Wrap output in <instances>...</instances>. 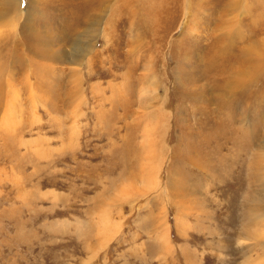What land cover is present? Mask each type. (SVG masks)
<instances>
[{
	"label": "rangeland",
	"instance_id": "obj_1",
	"mask_svg": "<svg viewBox=\"0 0 264 264\" xmlns=\"http://www.w3.org/2000/svg\"><path fill=\"white\" fill-rule=\"evenodd\" d=\"M0 264H264V0H0Z\"/></svg>",
	"mask_w": 264,
	"mask_h": 264
},
{
	"label": "bare ground",
	"instance_id": "obj_2",
	"mask_svg": "<svg viewBox=\"0 0 264 264\" xmlns=\"http://www.w3.org/2000/svg\"><path fill=\"white\" fill-rule=\"evenodd\" d=\"M21 3V2H20ZM19 6H20V4H19ZM258 6V5H257ZM252 7V6H251ZM253 9V8H252ZM251 21V20H250ZM250 23V22H249ZM220 48H222V47H220ZM216 53H217V56H222V55H225V50H222V49H216ZM227 53V52H226ZM228 54V53H227ZM239 55V54H238ZM230 56V55H229ZM248 54H247V56H246V54L245 53H243V52H241V54H240V57H238V59L236 58L235 60H232V58L230 59V60H227V58L225 57V58H223V56L221 57V62L219 63L220 64V68H221V70L224 68V71H226V73H227V69L229 68V71H230V67H231V70L232 71H234L233 70V68H234V64H236V63H239L240 65H242L239 61H242V60H245L246 62H248ZM246 58V59H245ZM250 59H252V58H250ZM249 59V60H250ZM237 66V65H236ZM242 67H245V64L244 65H242ZM239 69H241L240 67H238ZM231 72V71H230ZM228 74V73H227ZM243 75V73H239V76L241 77ZM245 76V73H244V75H243V77ZM257 78V77H256ZM238 85H242L243 86V81L241 80L240 82H238ZM237 84H236V86H238ZM230 86V85H229ZM229 86H226V87H229ZM230 88H232V87H230ZM257 103V102H256ZM260 103V102H259Z\"/></svg>",
	"mask_w": 264,
	"mask_h": 264
}]
</instances>
